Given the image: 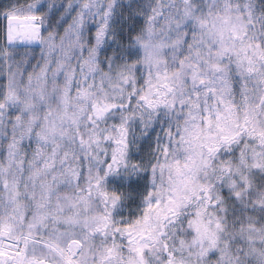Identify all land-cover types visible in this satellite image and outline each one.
<instances>
[{
    "label": "snow or ice",
    "instance_id": "snow-or-ice-1",
    "mask_svg": "<svg viewBox=\"0 0 264 264\" xmlns=\"http://www.w3.org/2000/svg\"><path fill=\"white\" fill-rule=\"evenodd\" d=\"M0 264H264V0L0 4Z\"/></svg>",
    "mask_w": 264,
    "mask_h": 264
},
{
    "label": "rangeland",
    "instance_id": "rangeland-1",
    "mask_svg": "<svg viewBox=\"0 0 264 264\" xmlns=\"http://www.w3.org/2000/svg\"><path fill=\"white\" fill-rule=\"evenodd\" d=\"M9 0H0V4H5V3H8ZM21 3L24 2V0H20Z\"/></svg>",
    "mask_w": 264,
    "mask_h": 264
}]
</instances>
